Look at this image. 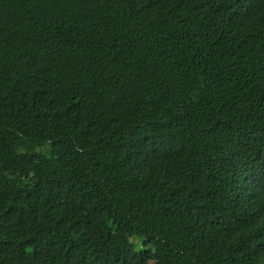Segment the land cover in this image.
<instances>
[{
	"label": "trees",
	"instance_id": "trees-1",
	"mask_svg": "<svg viewBox=\"0 0 264 264\" xmlns=\"http://www.w3.org/2000/svg\"><path fill=\"white\" fill-rule=\"evenodd\" d=\"M0 264H264V0H0Z\"/></svg>",
	"mask_w": 264,
	"mask_h": 264
},
{
	"label": "rangeland",
	"instance_id": "rangeland-1",
	"mask_svg": "<svg viewBox=\"0 0 264 264\" xmlns=\"http://www.w3.org/2000/svg\"><path fill=\"white\" fill-rule=\"evenodd\" d=\"M134 239V238H133Z\"/></svg>",
	"mask_w": 264,
	"mask_h": 264
}]
</instances>
